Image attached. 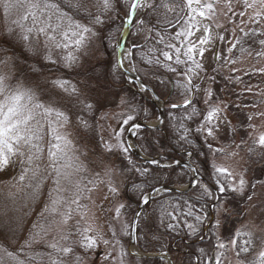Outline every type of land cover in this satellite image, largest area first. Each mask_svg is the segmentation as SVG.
Returning a JSON list of instances; mask_svg holds the SVG:
<instances>
[{
  "label": "rangeland",
  "instance_id": "rangeland-1",
  "mask_svg": "<svg viewBox=\"0 0 264 264\" xmlns=\"http://www.w3.org/2000/svg\"><path fill=\"white\" fill-rule=\"evenodd\" d=\"M132 1L111 0V8L101 15V19L105 16L111 18V14L116 16L115 8H119L125 17L129 14ZM181 2L186 6V10L182 12L186 14L185 20H181L178 30L182 38L181 51L183 53L189 47L194 48L193 59L183 55L184 63L193 80H201L197 86L196 101L202 105L204 113L195 128L200 132L207 147L213 184L220 194L233 192L238 202L239 199L244 200L240 203L241 206H238L226 201L224 195L210 211L207 222L212 213L214 218L207 228V233L214 227L217 241L214 264H247V260L239 256L241 248L246 245L245 234L238 238L240 231L247 230V237L251 236L255 240L253 252L250 254L251 260L264 251V145L259 143L260 137L264 135V44L261 43L264 41V0H200V3L193 0L191 5L188 0ZM88 3L89 7H94L97 12L96 0H88ZM152 3V0H144L135 13L125 56L126 64L131 70L141 68L132 45L141 43L149 35L146 12ZM100 7L102 8V5ZM200 12L204 15H199ZM103 13L101 11V14ZM73 17L82 23L89 22L80 17ZM14 18L15 14L6 17L0 8V35H8L27 45L17 33L10 34L7 31ZM103 22L102 27L90 25L96 35L89 34V39L82 49H73L77 60L70 67L86 66L106 56L107 41L101 33L107 29L105 25L110 23L106 20ZM123 24L124 21L120 30ZM188 33L190 35H187ZM119 37L120 35H116L113 42L115 51L111 55L109 75L113 83H117L118 72L121 70L117 62ZM205 39L206 42L201 43ZM30 48L44 57L50 54L51 58L56 60L63 61L62 56L66 55V50L56 48H52L49 53L44 47L43 38L40 44H33ZM197 64L200 67H197ZM0 75L8 77L6 83L10 91L22 86L34 92L41 102L51 103L66 112L69 123L60 131L67 134L68 139L72 141L70 154L78 157L77 162L82 166V171L73 177L74 181H79L80 191L78 204L71 205L72 218L67 224L59 223V215L51 213L50 210L46 211V206L50 207L49 190L54 187L51 177L43 179L39 187L36 186L38 181L35 180L26 179L21 182L19 177L25 165L21 163L20 156L12 157L11 162L0 170V264H19L20 261L28 264L29 256L50 252L47 242L54 238L59 239L61 234L75 233L77 225L80 229L90 228L89 235L97 238V245L91 249L81 247L80 244L73 243L78 238L72 235L67 243L72 245L73 253L63 257L64 264H140L127 254L128 250L131 252V221L135 210L128 217L123 210L127 201L126 187L129 180L116 165L117 157L114 153L129 147L126 138L124 140L122 136L128 126L122 129L120 119L124 107L123 100L127 94H121L117 103L100 110L99 144H94L92 140L86 139L85 131L79 129L76 110L71 104L75 97H71L73 93L70 85L65 86L68 89L65 91L54 83L55 81L50 82L36 74H33V77L22 75L16 82L10 81L9 75ZM124 78L125 84L135 88L138 94L152 95L130 76L124 74ZM153 78L158 80L159 84L163 81L159 75ZM184 82L186 87L182 88L183 96L174 99L175 101L185 100L190 95L187 77ZM163 83L170 91L172 82L166 79ZM61 92H64V96ZM114 97L115 93L110 90L100 91L98 95L101 100L109 102L116 98ZM163 97L168 101L166 96ZM0 100H3V97ZM213 109L218 111L209 123L205 117ZM239 113H242V117ZM158 117L159 111L156 108V113L149 121L155 122ZM208 128L212 129L211 135L208 134ZM164 160L166 163L172 162V159ZM44 163H47V159ZM199 168L203 173V168ZM218 168L227 171L222 175L216 171ZM187 169L185 180L175 185L184 187L190 181L192 170L189 167ZM228 173H231V176ZM241 178L245 181L242 188L239 183ZM218 180L220 183H217ZM202 184L212 197L211 203L215 202L212 187ZM221 185L225 188L223 192L220 191ZM55 195L53 193V196ZM58 210L63 212L65 208L61 205ZM147 213V209L142 210L138 222L142 217H146ZM232 222H236V227L234 234L229 236ZM41 228L47 231V235L33 242V235ZM43 264H47L46 255L43 257ZM161 264H167V260H162Z\"/></svg>",
  "mask_w": 264,
  "mask_h": 264
},
{
  "label": "trees",
  "instance_id": "trees-1",
  "mask_svg": "<svg viewBox=\"0 0 264 264\" xmlns=\"http://www.w3.org/2000/svg\"><path fill=\"white\" fill-rule=\"evenodd\" d=\"M152 1V5L147 8L146 12V20L150 28L149 35L138 46L134 47L133 51L138 64L141 66L137 70L139 74L152 84L161 96L167 97L168 95L169 103L166 100L163 128H140L136 140L145 153L149 155L161 154L164 155L163 159L168 158L172 161L175 158L185 157L187 150H192V160L203 168L204 179L211 186L214 185V179L209 171L207 147L200 132L195 128L200 123L204 113L202 105L198 100L196 101L197 98L187 106L173 107L170 105V101L174 103L176 102L174 99L182 98L184 90L182 88L184 87L181 85L185 84V77L189 75L182 51L181 60L183 63L177 64L175 62V48L181 49L182 47V38L178 30L181 20H185L186 14L184 15L182 12L186 10V6L182 4V0ZM62 5L63 9L71 15L88 21L83 12H75L67 3ZM89 10L93 15H96L97 12L94 7H89ZM114 12L116 16L111 14V18L110 16L102 17V20L110 23L105 25V29L106 27L107 29L101 33L107 41L106 56L94 63L90 62L86 66H66L62 60L47 59L19 40L16 41L8 35H0V60L8 58L6 64H0V74L9 75L12 82L19 80L22 75L33 77V74L50 82L68 81L69 83L65 86L70 85L71 88L75 87L76 89V92L71 96L75 97L71 104L76 110V118L80 123L79 129H83L87 135L86 139L92 140L94 144H99L100 110L117 103L121 94H127L124 97V107L120 114L122 129L141 118L150 120L157 108L154 103L146 100L140 93L138 94L125 84L124 74L121 70L118 72L117 83H113L110 78L111 55L115 51V43L113 42L116 35H120V26L124 21V14L120 13L119 8H115ZM104 14L106 13L101 15ZM103 23L99 26H104ZM168 45L175 47L170 48ZM164 51L170 52L173 59L166 60L162 55ZM170 69H175V71ZM156 75H159L163 81L166 79L173 81V90L171 92L167 90L163 81L160 84L157 83L158 80L153 78ZM41 81L45 80L41 79ZM109 90L115 93L116 98L114 97V100L109 102L98 98L100 91ZM61 94L64 96V92ZM88 105H91V108ZM239 115L242 117V113ZM125 121L127 122L125 123ZM122 136L125 140V135ZM46 142L47 137L45 144ZM125 149L126 151L117 150L114 153L117 157L116 165L129 180L126 187L127 201L123 205V210L128 217L136 209L141 196L146 191L157 185L185 180L188 169L185 166H160L157 163L134 156L129 147ZM202 183L203 181L198 182L187 192L165 191L148 202L145 207L148 212L147 216L142 217L137 225L138 245L142 250L154 251L168 248L172 253L174 264H214L213 252H215V256L217 252L214 227L204 238L199 239L203 233L204 223L208 221L212 201L210 194H205L206 189ZM224 195L226 201L238 206H241L240 203L244 201L239 199L238 202V198L234 196L233 192L228 191L224 192L218 201L222 200ZM173 205H179L182 209L181 213L173 212V215L177 217L176 219L163 212V208H167L170 212L173 211ZM189 211H191V215H187ZM235 223L232 222L231 224L233 226L232 230H229V236L234 234ZM188 225L194 227L190 228ZM247 232V230L240 231L238 238L243 237V234L246 235L244 247H247L249 251L247 253L240 251L239 256L245 258L248 264L252 259L250 254L253 252L255 240L251 236L247 237ZM127 254L138 260L140 264H161L162 262L160 258L138 256L129 250Z\"/></svg>",
  "mask_w": 264,
  "mask_h": 264
},
{
  "label": "snow or ice",
  "instance_id": "snow-or-ice-1",
  "mask_svg": "<svg viewBox=\"0 0 264 264\" xmlns=\"http://www.w3.org/2000/svg\"><path fill=\"white\" fill-rule=\"evenodd\" d=\"M64 2L75 12H83L89 22L82 23L64 11L62 8ZM195 2L200 3V0H195ZM96 3L98 6L96 15H93L89 10L88 0H0V8L3 9L6 17L13 14L16 16L7 27L10 34L17 33L29 47L33 44H40L41 38H43L44 47L49 50V53L52 48L66 50V55L62 56V59L65 65L70 67L77 60L73 49L76 51L82 49L89 39V34L96 35L90 25L102 24L101 11L106 13L111 8V0H96ZM192 3L193 0H188L189 5ZM138 6L139 0L132 5L133 10ZM199 15L203 16L204 13L200 12ZM205 42L206 39L201 41V43ZM261 43L264 44V41ZM168 47L175 46L168 45ZM193 51L194 48L189 47L183 52V55L192 60ZM162 55L166 60L173 59V55L168 51L162 52ZM201 55H203L202 50ZM46 58L51 59V55L49 54ZM7 59L0 60V64H6ZM175 62L183 63L181 49L178 47L175 48ZM193 62L195 63V61ZM196 66L200 67L199 64ZM170 70L175 71V69ZM7 79L8 77L5 75H0V96H3V100H0V170L11 162L12 157L20 156L21 163L25 165L19 177L21 182L26 179L35 180L38 181L36 186L39 187V183L43 182V179L51 177L54 187L49 190L50 207L46 206V211L50 210L51 213L59 215L61 217L59 223L67 224L68 220L72 218L71 205L78 204L77 197L80 191L79 181H74L73 177L82 171V166L77 162L78 157L70 154L72 141L68 139L67 134H62L60 131L69 123V117L59 107L41 102L36 94L29 89L18 86L15 90L10 91L6 83ZM54 83L64 88L65 91L68 90L65 88L68 81H55ZM181 86L186 87L185 85ZM71 92H76L75 87L71 89ZM188 103L190 101H185V106ZM88 107L91 108V105ZM173 107H178V105H173ZM217 111L216 109L209 111L205 119L210 123ZM207 131L209 135L212 134L211 128H208ZM259 143L264 145V135L260 137ZM45 153L46 164L44 163ZM216 171L223 175L227 170L218 168ZM228 175L231 176V173ZM217 183H220L219 180ZM239 183L242 188L245 181L241 178ZM224 190V186L221 185L220 191ZM156 191L159 192V189ZM53 193L56 195L53 196ZM205 194H208L207 190H205ZM149 199L150 195H145L143 197L144 204H148ZM61 205L65 208L63 212L58 210ZM172 209L173 211L170 212L167 208H163V212L176 219L173 212L181 213L182 209L179 205H173ZM191 214V211L187 213V215ZM53 222L55 223V221ZM188 226L192 227V225ZM90 231L91 229L88 227L80 229L77 225L75 233L61 234L59 239L54 238L52 241H48L47 247L51 249L50 252L29 256L28 264H43L45 255L47 264H64L63 257L73 253L72 245L67 243L72 235L78 238L73 243H78L81 247L91 249L97 245V238L89 235ZM46 235L47 231L41 228L33 235L32 241L36 242L37 238L43 239ZM104 243H108V241H104ZM233 243L235 244V241ZM241 251L247 253L249 249L242 247ZM19 264H25V261H20ZM248 264H264V251H261L259 256L250 260Z\"/></svg>",
  "mask_w": 264,
  "mask_h": 264
},
{
  "label": "water",
  "instance_id": "water-1",
  "mask_svg": "<svg viewBox=\"0 0 264 264\" xmlns=\"http://www.w3.org/2000/svg\"><path fill=\"white\" fill-rule=\"evenodd\" d=\"M140 1V0H139ZM134 3H137V0H133L130 6L129 14L125 17V22L122 27L119 41L117 43V61L119 67L122 69V71L127 75L132 78L139 86L144 87L152 95H144L145 99L151 101L154 103L159 111V117L155 122H150L146 119H139L135 122H133L126 131V140L129 143V147L132 151V153L141 158L144 159L148 162L152 163H158L160 166H187L192 170V175L190 178V181L184 186V187H179L173 183H167V184H161L153 187L149 191H147L145 195H150L149 201H151L156 195L162 193L163 191H179V192H187L190 190L198 181L199 177H201V173L198 170V167L191 161L190 156L186 158H176L174 162L172 163H166L162 159V155L157 154V155H148L142 149L139 147L137 140H136V133L138 128H146V127H153V128H158L162 129L163 128V123L165 121V114H166V108H165V99L162 98L154 89V87L146 82L141 75L138 73L136 69H127L123 62H122V52L126 48V42L128 39V35L130 33V30L134 24V17L136 10H133L132 5ZM200 83V80H198L196 83L190 82V95L183 101L174 103L173 105H178V107L185 106V101H190V103L193 101L195 94H196V85ZM189 104V103H188ZM187 104V105H188ZM191 152V151H190ZM159 189V192L156 190ZM216 190V188H215ZM217 191V190H216ZM143 196V197H144ZM146 204L143 202V198L141 199L140 203L138 204L137 208L135 209L133 216H132V222H131V240L129 243V248L131 252L138 256H145V257H155V258H162L166 259L168 261L167 264H174V261L172 259V256L170 254V251L167 249L164 252H147L138 246L137 243V222L140 213L144 209ZM214 218V213L211 214V219L209 221V224L212 222Z\"/></svg>",
  "mask_w": 264,
  "mask_h": 264
},
{
  "label": "flooded vegetation",
  "instance_id": "flooded-vegetation-1",
  "mask_svg": "<svg viewBox=\"0 0 264 264\" xmlns=\"http://www.w3.org/2000/svg\"><path fill=\"white\" fill-rule=\"evenodd\" d=\"M136 46H138V44H135ZM190 76V75H189ZM189 76L187 75V79L189 80ZM191 78V77H190ZM174 86V82L172 81V84H171V86ZM173 86L171 87V90H170V92L173 90ZM167 97H168V95H167ZM166 99V98H165ZM165 104H166V100H165ZM204 183H209V182H207V180L205 181V179L204 178H202L201 179ZM204 228H203V233H202V235L199 237V239H201V238H204L205 237V235L207 234V228H208V226H209V224H208V222H206V223H204ZM214 253L215 252H213V259H214V261H215V255H214Z\"/></svg>",
  "mask_w": 264,
  "mask_h": 264
},
{
  "label": "bare ground",
  "instance_id": "bare-ground-1",
  "mask_svg": "<svg viewBox=\"0 0 264 264\" xmlns=\"http://www.w3.org/2000/svg\"><path fill=\"white\" fill-rule=\"evenodd\" d=\"M144 0H140L139 1V5L143 2ZM126 53H127V48H125L124 50H123V52H122V62H123V64H124V66L127 68V69H130L129 67H128V65L126 64V61H125V56H126ZM143 96V95H142ZM144 97V96H143ZM145 98V97H144Z\"/></svg>",
  "mask_w": 264,
  "mask_h": 264
}]
</instances>
